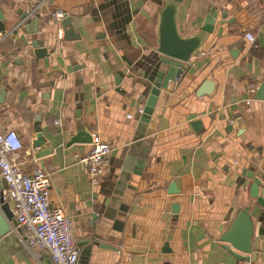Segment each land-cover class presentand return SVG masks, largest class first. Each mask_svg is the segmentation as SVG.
Segmentation results:
<instances>
[{"label":"crops","instance_id":"obj_1","mask_svg":"<svg viewBox=\"0 0 264 264\" xmlns=\"http://www.w3.org/2000/svg\"><path fill=\"white\" fill-rule=\"evenodd\" d=\"M161 1L0 0V30L11 31L0 41V129L20 133L26 171L50 172L52 205L74 221L79 264H264V209L252 252L221 239L244 205V174L264 176V99L250 90L264 81V0L181 2L184 36L199 33L212 8L214 28L144 121L139 107L157 55ZM57 9L74 23L61 39ZM34 41L49 54L38 57ZM207 79L213 88L199 95ZM39 128L46 141L35 146ZM79 128L113 143L98 188L81 161L91 141L71 142ZM6 204L14 215L1 197L0 214ZM9 222L0 264H53L21 239L15 215Z\"/></svg>","mask_w":264,"mask_h":264},{"label":"built area","instance_id":"obj_2","mask_svg":"<svg viewBox=\"0 0 264 264\" xmlns=\"http://www.w3.org/2000/svg\"><path fill=\"white\" fill-rule=\"evenodd\" d=\"M67 14L64 9L52 13L60 39L64 37L62 20ZM10 33L0 30V41ZM245 36L251 42L256 39L251 31L245 32ZM258 86L252 84L250 90L256 92ZM139 112L142 115L144 107H139ZM56 122L60 123V119ZM91 144L81 161L87 168L91 184L98 188L110 171L113 143L94 132ZM23 147L24 142L17 129H0V175L6 182L0 190V197L12 201L17 229L27 246L45 249L53 264H79L80 248L75 238L74 221L62 207L52 205L50 172L43 166L31 171L23 168L18 160Z\"/></svg>","mask_w":264,"mask_h":264},{"label":"water","instance_id":"obj_3","mask_svg":"<svg viewBox=\"0 0 264 264\" xmlns=\"http://www.w3.org/2000/svg\"><path fill=\"white\" fill-rule=\"evenodd\" d=\"M183 0H162L160 3V25H159V42L155 49L157 55L149 59V65L146 68L148 72V83L142 93V97H146L144 113L141 119L148 121L156 105L157 98L163 87H167L170 81L176 80L180 72L183 70L184 63L191 60L193 55L201 52V45L204 37L213 31L217 10L212 8L205 18V22L199 33L184 36L178 27V11L179 5ZM65 37L74 26L71 17L66 16L62 20ZM34 52L38 57L48 55V48L41 41H34ZM159 53L163 55H159ZM163 65H167V69H161ZM214 82L207 79L199 88L198 94L211 92ZM256 98L264 99V81L259 85L256 91ZM195 129L199 130L202 126L201 119L191 121ZM37 136L34 140L35 146L43 145L46 138L41 133L40 128L36 129ZM244 131L240 129L239 134ZM92 142V134L83 128H79L77 134L72 138L71 142ZM242 181L243 191L247 190L244 196V205L238 207L233 215L227 229L222 233V240L228 241L233 247L250 253L254 249V235L257 219H261V212L264 209V185L262 179L264 176L247 172ZM175 183L171 188L175 191ZM4 206V214H0V233L4 234L12 229L9 221H12L14 215ZM177 207V205H174ZM10 208V207H9ZM11 210V209H10ZM233 210V209H232ZM231 210V212H232ZM9 220V221H8ZM233 252V251H232ZM234 253V252H233ZM236 256L242 257L243 255Z\"/></svg>","mask_w":264,"mask_h":264}]
</instances>
